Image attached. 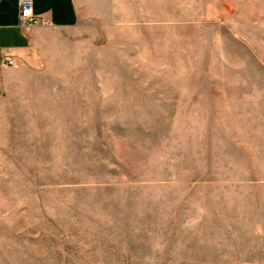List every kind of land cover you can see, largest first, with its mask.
I'll return each mask as SVG.
<instances>
[{"label":"rangeland","instance_id":"1","mask_svg":"<svg viewBox=\"0 0 264 264\" xmlns=\"http://www.w3.org/2000/svg\"><path fill=\"white\" fill-rule=\"evenodd\" d=\"M89 14L6 78L0 264H264V0Z\"/></svg>","mask_w":264,"mask_h":264},{"label":"crops","instance_id":"2","mask_svg":"<svg viewBox=\"0 0 264 264\" xmlns=\"http://www.w3.org/2000/svg\"><path fill=\"white\" fill-rule=\"evenodd\" d=\"M92 3L93 0H34L39 22L26 29L19 25V1L0 0V110L7 76L20 65L35 61L37 34L44 27L67 28L81 23L90 15ZM7 59H12L14 65H7Z\"/></svg>","mask_w":264,"mask_h":264},{"label":"built area","instance_id":"3","mask_svg":"<svg viewBox=\"0 0 264 264\" xmlns=\"http://www.w3.org/2000/svg\"><path fill=\"white\" fill-rule=\"evenodd\" d=\"M18 1H19V25L26 29H31L39 22L33 9L34 0H18ZM45 24L51 25L50 22H45ZM6 64L14 65V61L12 59H7Z\"/></svg>","mask_w":264,"mask_h":264}]
</instances>
